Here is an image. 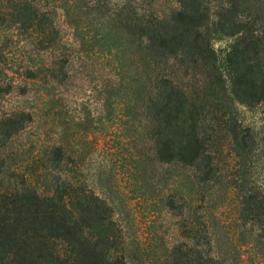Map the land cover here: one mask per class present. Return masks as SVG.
<instances>
[{"label":"trees","instance_id":"trees-1","mask_svg":"<svg viewBox=\"0 0 264 264\" xmlns=\"http://www.w3.org/2000/svg\"><path fill=\"white\" fill-rule=\"evenodd\" d=\"M57 1L0 0L24 41L14 83L0 53V96L23 100L0 104V264L137 263L121 193L173 220L159 264H264V151L238 115L264 103V0Z\"/></svg>","mask_w":264,"mask_h":264},{"label":"rangeland","instance_id":"rangeland-1","mask_svg":"<svg viewBox=\"0 0 264 264\" xmlns=\"http://www.w3.org/2000/svg\"><path fill=\"white\" fill-rule=\"evenodd\" d=\"M35 3L38 7L44 9H47L51 4L50 0H35ZM55 3L56 25L59 28L62 37L64 39L67 38L68 40H71V28L65 23L60 4L58 1ZM155 3L159 9H167L170 6L175 5L174 0H156ZM215 21L216 17L214 15V8H212L209 21L204 26V29L209 36L212 48L217 53L219 59L222 60L226 52L229 50L234 37L217 33L214 29ZM17 40L18 39H16L15 36L11 35L10 31L5 32V34H0V53L7 57L6 65H9L11 68H7L6 71H8L9 75L14 77L12 80L13 83L16 80V74L10 73L9 69L13 70L16 63L11 66L10 63H8V58H13L15 60L20 57L22 53L21 47L24 41ZM29 47V45H26L25 48L28 49ZM1 65H3V67H8L4 66L5 64L3 63H1ZM75 81L77 82L78 80ZM73 87L75 88V86H72V89H74ZM31 92L32 91L28 93V99H30ZM77 96H82V94L79 93ZM19 101L23 100L20 97H15L13 94L9 96L6 94L4 96H0L1 105H13ZM238 115L241 124L248 127L255 136L257 149L264 151V103H259L250 107L238 106ZM100 158L101 155H99L98 160ZM262 163L264 167V157H262ZM257 170L259 171L260 169L258 168ZM258 181L264 185V170L258 173ZM113 197H115L114 202L117 203L118 207V218L124 227L126 242H129L126 245V251H129L127 253L131 254L133 251L135 252L136 249H138L137 244H139V247L142 248H145L146 246L143 254L136 259L137 263L134 261L132 264H159V258L157 261V257H151L149 255L151 250L149 251V254L146 255L145 250L149 247L155 250V243H159V240H155L157 236H162L161 241H163V243H167L171 240L170 237H172L173 234L171 230L173 229V220L170 219L168 214L155 211L146 203L144 204L142 202H136L135 200L126 198L125 194H114ZM54 251L59 255H64L66 253V247L64 244L57 243L54 246Z\"/></svg>","mask_w":264,"mask_h":264}]
</instances>
